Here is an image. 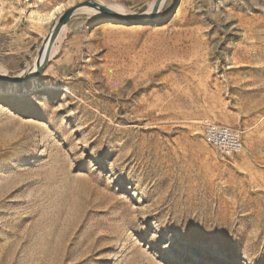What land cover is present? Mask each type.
Instances as JSON below:
<instances>
[{"label":"rangeland","instance_id":"rangeland-1","mask_svg":"<svg viewBox=\"0 0 264 264\" xmlns=\"http://www.w3.org/2000/svg\"><path fill=\"white\" fill-rule=\"evenodd\" d=\"M79 1L0 0V73ZM95 1L145 21L84 7L0 81V264H264V0Z\"/></svg>","mask_w":264,"mask_h":264},{"label":"water","instance_id":"water-1","mask_svg":"<svg viewBox=\"0 0 264 264\" xmlns=\"http://www.w3.org/2000/svg\"><path fill=\"white\" fill-rule=\"evenodd\" d=\"M162 2H163V0H155V2L153 4V8L151 10V14H150L149 18L147 19L149 22H154V17L158 13ZM84 7L96 9L99 12H102V13L107 14L109 16L117 17L120 20H128L129 22H143V21H145V19L137 18V17L131 16V15L122 14V13L114 10L110 6H107L103 3L95 1V0H85V1L79 2L75 6H71V7L67 8L66 10H64L60 14L58 21L53 24L52 30H51L49 37H48V45H47L45 54H44L42 60L40 61L38 68L35 70V72L28 73V74L23 75V76H12V75L0 73V81L4 82V83L12 81V82H15L17 84H21V83H27V82H30L34 79H37L42 74V72L45 70L46 66L48 65L54 44H55L57 38L59 37L60 33L62 32L63 28L69 22L71 17L76 13V11L83 9Z\"/></svg>","mask_w":264,"mask_h":264},{"label":"built area","instance_id":"built-area-1","mask_svg":"<svg viewBox=\"0 0 264 264\" xmlns=\"http://www.w3.org/2000/svg\"><path fill=\"white\" fill-rule=\"evenodd\" d=\"M204 135L209 144L225 156L238 154L244 147L242 132L236 128L206 123L204 126Z\"/></svg>","mask_w":264,"mask_h":264},{"label":"bare ground","instance_id":"bare-ground-1","mask_svg":"<svg viewBox=\"0 0 264 264\" xmlns=\"http://www.w3.org/2000/svg\"><path fill=\"white\" fill-rule=\"evenodd\" d=\"M79 2H82V0L79 1ZM79 2H78V3H79ZM76 4H77V3H73V4H71L69 7H71V6H75ZM92 9H93V8H92ZM64 10H65V6H64V5H63V6H60V7H57L56 11L51 12V13L49 14V16L47 17V19H52V23H55L56 21H58L60 14H61ZM94 10H96V9H94ZM57 11H59V12H57ZM96 11H98V10H96ZM98 12H99V11H98ZM158 12H159V11H158ZM101 14H103V16L109 18L110 20H118V19H119V18L117 19V17L109 16V15L104 14V13H101ZM158 16H159V15H158V13H157V14L155 15V17H154V20H155V21H158V19H159ZM128 23H129V22H128ZM51 30H52V28H51ZM51 30L48 32L47 36L45 37L46 39H45V42H44V44H43L42 58H43V56H44V54H45V51H46V48H47V45H48V37H49V34H50ZM41 60H42V59H41ZM37 67H38V62L35 63V64H33V65L29 68V72H30V73L35 72V70L37 69ZM1 73L4 74L2 71H1ZM6 84L9 85V86H14V85H15V82L9 81V82H6Z\"/></svg>","mask_w":264,"mask_h":264}]
</instances>
